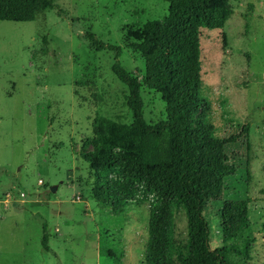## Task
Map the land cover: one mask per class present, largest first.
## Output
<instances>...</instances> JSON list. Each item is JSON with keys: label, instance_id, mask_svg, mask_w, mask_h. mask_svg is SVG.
<instances>
[{"label": "rangeland", "instance_id": "obj_1", "mask_svg": "<svg viewBox=\"0 0 264 264\" xmlns=\"http://www.w3.org/2000/svg\"><path fill=\"white\" fill-rule=\"evenodd\" d=\"M229 5L225 27L203 34L204 104L194 124L217 139L240 138L226 146L222 202L205 217L212 249L226 247L229 262L264 264V0ZM168 10L166 0H61L33 22H0V264H143L148 205L115 214L93 198L94 123L131 124L132 115L112 71L115 53L92 38L121 50L141 85L144 117L156 124L166 104L146 86L130 35ZM234 201L247 202L248 220L227 240L219 209ZM177 225L185 230L182 214Z\"/></svg>", "mask_w": 264, "mask_h": 264}, {"label": "trees", "instance_id": "obj_2", "mask_svg": "<svg viewBox=\"0 0 264 264\" xmlns=\"http://www.w3.org/2000/svg\"><path fill=\"white\" fill-rule=\"evenodd\" d=\"M58 1L0 0V22H33ZM166 1L169 10L163 22L149 21L130 35L145 62L146 86L166 104L165 120L147 123L141 85L119 61L121 50L92 38L97 50L115 53L112 71L129 91L132 115L131 124L103 117L94 123L92 152L86 158L94 176L93 198L115 214L130 204L148 205L143 264H238L228 261L226 247L212 249L205 212L210 204L222 202L226 146L240 137L217 139L194 124L204 104L203 34L225 27L233 14L230 0ZM243 133H248L247 127ZM222 206L220 229L224 239L231 240L245 228L248 204L234 201ZM181 214L186 222L183 232L177 225ZM48 242L44 224L46 251Z\"/></svg>", "mask_w": 264, "mask_h": 264}, {"label": "water", "instance_id": "obj_3", "mask_svg": "<svg viewBox=\"0 0 264 264\" xmlns=\"http://www.w3.org/2000/svg\"><path fill=\"white\" fill-rule=\"evenodd\" d=\"M56 189H57L56 187H55V188H54V187H52V188H51V191H52V192H55V191H56Z\"/></svg>", "mask_w": 264, "mask_h": 264}]
</instances>
